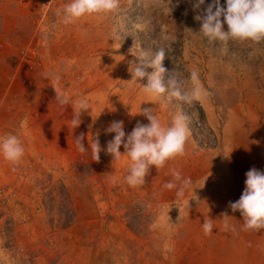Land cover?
I'll return each mask as SVG.
<instances>
[{"label":"rangeland","instance_id":"1","mask_svg":"<svg viewBox=\"0 0 264 264\" xmlns=\"http://www.w3.org/2000/svg\"><path fill=\"white\" fill-rule=\"evenodd\" d=\"M69 2L0 0V137L16 134L25 148L17 164L0 156V264H68L67 244L105 248L98 264H147L157 255L155 250H148L143 256L133 245L124 253L122 245L116 247L137 244L136 237L145 240L148 225L159 210L151 212L143 200L126 199L128 185L115 180L124 170L119 172L107 157L104 160L102 151V159L94 161L93 139L99 140L101 149L107 146L104 139L100 141V125L94 123L98 129L89 128L93 134L83 135L82 143L88 151H78L69 167L64 166V161L57 168L52 161L54 155L47 159L31 142L35 139L36 121H32L26 108L37 110L41 94L32 97L29 104L19 98L21 88H57L65 94L74 86L77 93L73 95L69 89L65 94L71 104L86 97L88 101L93 99L89 104L92 115L95 109L100 115L107 114L94 101L92 89L110 81L109 88H120L122 95L132 97L139 86L131 81L129 68L130 62H138L135 55L140 48L153 54L165 48L163 67L178 73L186 87H191L190 71L198 70L206 93L191 105L174 98L158 99L143 92L141 95L157 99V104L164 107L156 106L163 116L174 111L188 117L190 135L185 145L184 178L199 183L188 186L184 197L201 194L195 199L204 220L212 221L213 216L220 219L226 231L216 244L234 242L241 247L256 240L264 243V229L243 230L240 212H233L229 206L245 188L246 166L264 171V42H222L204 36L196 16L202 15L212 0H204L199 8L194 7L197 0H120L117 12L88 17L96 29L90 27L92 23H84L83 18L68 25L62 23L57 10ZM220 5L226 7L225 0H220ZM221 22L227 31L223 17ZM74 25L79 28L73 29ZM51 65H59L60 69L54 71ZM108 65L112 67L105 68ZM145 71L151 73L154 69ZM46 73L53 75L46 77ZM167 79L166 72L165 86ZM137 82L146 84L147 78ZM132 108L127 106L123 114H129ZM82 121L80 129L85 126ZM128 164L122 163L125 167ZM105 171L111 176H106ZM157 179L160 186L164 176L158 175ZM219 179L222 182L216 185ZM217 192L226 196L220 202L215 199ZM189 203L184 200L185 207ZM164 223L161 216L159 224ZM70 227L73 236L69 238L66 230ZM187 236L184 234V241ZM208 236V240L214 237ZM109 246L114 248L113 254ZM245 249L239 257L245 255ZM258 253H262L258 258L263 263L253 264H264V244ZM81 263L88 262L85 259Z\"/></svg>","mask_w":264,"mask_h":264},{"label":"crops","instance_id":"2","mask_svg":"<svg viewBox=\"0 0 264 264\" xmlns=\"http://www.w3.org/2000/svg\"><path fill=\"white\" fill-rule=\"evenodd\" d=\"M88 17L89 16L83 17L84 23L87 22L89 25L92 23L90 26L91 28H98L96 24H93L94 21L89 20ZM78 28V25L73 26V29ZM94 59L97 60L98 57H94L93 60ZM65 64L68 65V62ZM55 65L57 64H54L53 66ZM104 65L105 63L103 64V67ZM53 66L51 65V67ZM111 67L108 65L105 68L110 69ZM53 69L54 71L59 70L60 66L58 65L57 68L53 67ZM101 72L107 71H103L102 69ZM88 81L94 82L89 78ZM110 83L111 82L108 81L107 83L99 85L98 88L92 89L94 101H97L100 105V108L102 109L101 112L103 111V113H105L107 111V114L100 115L99 111L95 109V114L92 115L89 108L83 113V115L81 114L82 116L80 117V119L83 120H81L82 123L85 124V126H83L84 129H80V127L72 129L71 119L73 116V105L75 102L73 101V104H71L72 101H70L71 98L69 97L68 105L63 107L60 106L55 99L56 93L54 89L58 92L57 88H21L22 92L19 98L27 103L32 102V97H36V94H41L39 95L40 97L37 98V110L34 111V109L31 110L26 108L32 118V121H36L35 139L31 142L34 143V147H36L35 149L39 153L45 155L47 159L50 155L57 156L58 158L52 156V161L55 163L57 168H60V166L64 164V161L66 162V164H64L65 167H69L73 163L78 153L75 139L81 135L85 136L93 134V132L88 130L92 127L98 129V126H93L94 123L100 125V129H102L100 132V141L104 139L105 141L103 142L107 144L115 135V133H107L105 131L113 121H123V130L126 133V137L127 134L131 133L137 122H140L141 124L149 123L144 115L139 114V107L141 110L144 108H153L154 114L165 125H169L172 116L177 113L169 111L167 115L163 116L156 108L158 100L153 98H142V91L140 88H136V92L133 93L134 95L132 97H130L122 95V90L120 88H109L108 84ZM69 89L73 92V95L74 93H77L76 88L73 86V88L67 89L65 93L66 95L69 94ZM130 89L133 91L135 90V88ZM92 100L93 99L89 101L90 105L92 104ZM93 106L94 105H92L91 108ZM127 106H132V111L129 114H123V111L126 110ZM158 106L164 109L163 106ZM167 108L165 109L166 112ZM35 112L37 113V116L34 115ZM97 131L98 130H96V132ZM95 135L97 136L96 133ZM119 151L122 154L125 152L123 145H121ZM59 154H63V156L60 158ZM102 154L104 155L103 159L106 160L107 157V161H111L117 171L120 172L121 170H124L122 175L119 174L120 179L115 177V180H120V183H116L122 184V186L128 185L124 177L125 171L128 172L127 169L130 164V158L125 155L119 160H113V157L110 154H107L104 149H102ZM101 159H99V161ZM123 162H128L129 164L125 167L122 165ZM246 167V171H248L249 168L248 166ZM173 170L179 171L181 177L184 178V155L177 156L175 159L169 160L162 168L157 169L155 166H152L149 170V174L145 177V183L142 186H127V196H125L126 199H132L134 202L143 200L145 202V204H143L148 208V211H155L156 213L158 210L159 211L158 214H156V218L148 225L149 229L145 240H139L136 237L137 244H117L116 247H118V245H122V251L124 253L126 251L125 248H132L133 245V248L138 249V253L143 254V256L147 255L148 250H155L157 255L153 257L152 262L151 260H147L145 262L147 264H253L254 261L263 263V259L258 258L262 254L258 253V249L261 244H264L261 241L256 240L252 244H250V242H248V244L243 243L244 246L241 247H239L238 244H234V242H232V244H216L218 242L216 239L219 238L222 232L225 234L226 231L225 228L220 226V219L216 216H213V218L211 217V223L213 225V232L211 235L214 237H211V239L208 240V235L204 234L202 228V223L205 221V217L202 216L203 211L199 208L200 204L198 203V199H195V197H199L201 194L190 195V197L187 195L188 198L183 196V198L178 199L176 197V192L180 187V182L174 181V177L172 175ZM105 173L106 176H111L107 173V171H105ZM158 175L164 176V182L162 181L163 183L160 186L157 184V182H160L159 179H157ZM153 180H155V183H153ZM168 182L176 183L177 187L171 190L166 189L164 185ZM216 182H214V184ZM221 182L222 181L219 179L216 185L221 184ZM198 183V181H192L191 185L194 187V185L196 186ZM153 184H156L157 187L153 186ZM216 185L214 188H216ZM156 191H160V193H157ZM222 197L225 198L226 196H222L220 192H217L215 199L220 202ZM156 198L158 199L156 200L157 202L153 203ZM184 200L190 201L187 207L184 206ZM158 202L163 203L158 204ZM161 216L164 217L165 220L164 226L159 224ZM214 217L217 219L216 222H214ZM157 225L158 227H156ZM72 229L73 228L70 227L66 230L69 238L73 236ZM184 234H188V239L186 238L185 241ZM254 244H256L255 247ZM67 245H69L70 248V253L66 256L68 264H70V261L73 264H82L81 261L85 259L88 262L87 264H98L97 260L100 259L101 255L105 254V248L99 249L97 246H93L91 244ZM242 248H246V251L244 252L245 255L239 257V255L242 254ZM113 249L109 246L110 254H113ZM249 250L250 253H248Z\"/></svg>","mask_w":264,"mask_h":264},{"label":"clouds","instance_id":"3","mask_svg":"<svg viewBox=\"0 0 264 264\" xmlns=\"http://www.w3.org/2000/svg\"><path fill=\"white\" fill-rule=\"evenodd\" d=\"M225 3L226 7H222L220 0H212V3L203 10V14L196 16V19L201 21L200 31L204 36L222 42L229 40L251 41L256 44L264 42V0H225ZM203 4L204 0H197L194 7L199 8ZM119 7L120 0H70L62 9L57 10V15H61L62 23L68 25L85 16L117 12ZM221 17L227 24V31L223 28ZM165 53L163 47L154 54L140 48L135 55L138 62H130L131 81L138 85L146 95L158 99L174 98L189 105L206 95L198 70L190 71L188 82L191 87H186V81L180 78L178 73L174 70L168 72L163 67ZM149 67L154 71L147 73L145 69ZM166 72L167 86L163 82ZM45 75L48 77L53 74L46 73ZM145 77L147 78L146 84L142 85L137 82ZM54 79L58 82L59 76H54ZM55 93V99L60 106L68 105L69 98L65 94ZM73 109L71 125L72 129H75L81 123V113L89 109L88 99L86 97L78 99ZM139 114L144 115L149 123L137 122L127 137L123 130V121H113L105 130L107 133H115L113 139L107 143L106 153L110 154L113 160H119L125 155L130 158L128 174L124 177L130 187L142 186L152 166L157 169L162 168L169 160L183 156L190 135L188 117L183 112L174 114L169 125L161 122L154 114L153 108L141 110L139 107ZM83 138L81 135L75 139L77 149L81 153L88 151L82 143ZM121 145L125 149L123 154L119 151ZM91 151L94 161H99L102 149L98 139L93 140ZM24 154L25 148L16 134L8 133L0 137V156L5 161L17 164ZM172 175L174 181L180 182L176 197L183 198L185 189L192 183L191 178H182L180 172L176 170H173ZM245 176V188L240 198L235 202H230L229 206L233 212H240L243 230L259 232L264 229V171L253 167L245 173ZM164 187L171 190L177 185L174 182H168ZM210 221L211 219L202 223L205 235H211L213 232V225ZM225 227L227 228V225Z\"/></svg>","mask_w":264,"mask_h":264}]
</instances>
